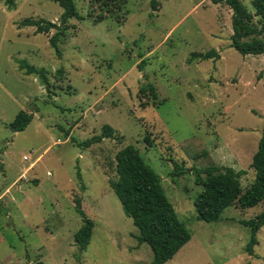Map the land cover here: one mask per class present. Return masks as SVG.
Masks as SVG:
<instances>
[{"label":"rangeland","instance_id":"obj_1","mask_svg":"<svg viewBox=\"0 0 264 264\" xmlns=\"http://www.w3.org/2000/svg\"><path fill=\"white\" fill-rule=\"evenodd\" d=\"M241 1L255 14L252 0ZM158 6L153 12L150 0H76L83 20L70 21L58 57L49 44L56 30L36 34L21 23L59 24V4L16 0L10 10L0 0V264H151V248L139 244L109 185L118 180L117 154L130 145L161 177L192 235L167 264H264V227L256 259L246 252L251 230L240 223L262 213L264 202H237L221 222L199 221L194 202L202 187L193 174L173 178L169 161L246 171L242 190L251 187L264 128V56L244 57L231 47L226 4ZM211 50L219 60L189 63L192 54ZM20 61L48 72L49 92L38 76L20 71ZM21 111L33 121L14 133L8 126ZM107 125L115 139L87 150L70 140L82 143ZM77 199L95 224L84 252L74 239L83 226Z\"/></svg>","mask_w":264,"mask_h":264},{"label":"trees","instance_id":"obj_2","mask_svg":"<svg viewBox=\"0 0 264 264\" xmlns=\"http://www.w3.org/2000/svg\"><path fill=\"white\" fill-rule=\"evenodd\" d=\"M10 10L16 9V0H1ZM60 5L63 14L60 23L46 20L26 19L21 25L35 27L36 34H49L52 30L56 33L50 38L49 44L58 57L62 56L60 50L61 39L66 35L70 21L83 20L76 8V0H49ZM215 5L226 4L232 10L231 47L242 56H264V0H252L255 14L250 12L241 0H212ZM153 12L158 10V0H150ZM255 18H259L257 24ZM260 26V27H259ZM220 55L216 50L205 54H192L189 63L195 60L200 62L219 60ZM144 65L141 62L139 68ZM20 71L27 76L36 75L50 91L48 72L38 69L26 61L19 62ZM59 75L63 71L58 72ZM154 97L156 95L154 94ZM33 115L21 111L17 114L9 128L14 133L24 132L32 123ZM69 136V132L67 134ZM116 132L111 126H104L100 135H95L82 143L71 142L83 150L102 143L104 139H115ZM173 165V178H180L187 174L195 176L197 186L202 187V192L194 202L199 221L205 223H219L224 211L237 202L242 208H255L264 202V128L259 142L258 150L252 159L251 168L255 171V180L245 192L242 190L241 178L247 175L246 171H236L229 167H206L203 169L187 168L186 163H178L170 157ZM115 171L118 180H110L109 185L121 202L125 214L139 231V244H147L153 252L151 264H167L191 240L192 235L186 224L182 223L172 203L169 201L162 187L161 177L143 159L140 150L130 145L122 149L116 156ZM78 178L82 181L81 174ZM36 183V182H35ZM83 189L84 186H82ZM76 213L82 218L83 226L74 235L75 242L81 252L87 250L95 227L82 209L81 199L76 200ZM251 230V238L246 246L249 256L259 259L255 254V247L259 244L257 234L264 227V211L255 219L240 222Z\"/></svg>","mask_w":264,"mask_h":264},{"label":"built area","instance_id":"obj_3","mask_svg":"<svg viewBox=\"0 0 264 264\" xmlns=\"http://www.w3.org/2000/svg\"><path fill=\"white\" fill-rule=\"evenodd\" d=\"M24 161H28V158L27 157H24Z\"/></svg>","mask_w":264,"mask_h":264}]
</instances>
